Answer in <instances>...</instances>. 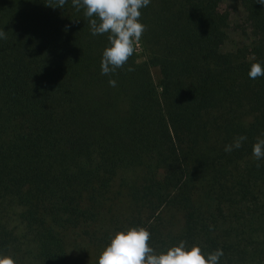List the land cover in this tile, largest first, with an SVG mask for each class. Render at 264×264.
<instances>
[{
    "label": "trees",
    "instance_id": "trees-1",
    "mask_svg": "<svg viewBox=\"0 0 264 264\" xmlns=\"http://www.w3.org/2000/svg\"><path fill=\"white\" fill-rule=\"evenodd\" d=\"M222 1L151 0L141 52L102 75L107 34L83 8L0 0V255L98 264L116 231L142 226L156 252L183 240L264 264V76L248 75L264 67V5L238 0L224 50Z\"/></svg>",
    "mask_w": 264,
    "mask_h": 264
},
{
    "label": "clouds",
    "instance_id": "clouds-1",
    "mask_svg": "<svg viewBox=\"0 0 264 264\" xmlns=\"http://www.w3.org/2000/svg\"><path fill=\"white\" fill-rule=\"evenodd\" d=\"M78 11L83 8L84 16L90 27L91 34H107L108 45L103 49L101 74L109 75L123 68L135 51L145 25L140 22L141 9L148 6L151 0H71ZM264 5V0H257ZM67 0H56L55 6L63 7ZM0 38L6 34L0 30ZM131 67L128 71H132ZM250 79L264 76V67L260 62L253 61L248 72ZM109 85L116 86V81L109 79ZM246 136H239L233 143L225 146L226 152L240 148ZM252 154L256 160L264 158V138L258 137L252 146ZM259 167V164L257 165ZM151 233L142 226L128 227L116 231L108 244L98 256V264H219L223 255L221 249L205 254L197 244L187 246L181 240L178 244L168 247L165 251L156 252L150 246ZM0 264H17L11 255H0Z\"/></svg>",
    "mask_w": 264,
    "mask_h": 264
},
{
    "label": "rangeland",
    "instance_id": "rangeland-1",
    "mask_svg": "<svg viewBox=\"0 0 264 264\" xmlns=\"http://www.w3.org/2000/svg\"><path fill=\"white\" fill-rule=\"evenodd\" d=\"M219 11L222 13H227L230 16V34L227 42L224 45V50H230L240 40V33L236 29V26L237 24H241V20L243 18V10L238 0H223L219 5ZM135 47L138 52H141L140 43L136 44ZM152 73L154 77H156L158 75V70L154 68L152 69Z\"/></svg>",
    "mask_w": 264,
    "mask_h": 264
}]
</instances>
